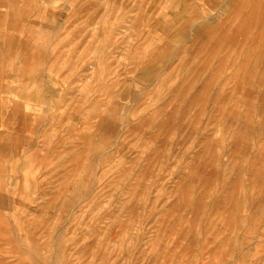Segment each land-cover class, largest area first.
<instances>
[{"label":"rangeland","instance_id":"obj_1","mask_svg":"<svg viewBox=\"0 0 264 264\" xmlns=\"http://www.w3.org/2000/svg\"><path fill=\"white\" fill-rule=\"evenodd\" d=\"M0 264H264V0H0Z\"/></svg>","mask_w":264,"mask_h":264},{"label":"bare ground","instance_id":"obj_2","mask_svg":"<svg viewBox=\"0 0 264 264\" xmlns=\"http://www.w3.org/2000/svg\"><path fill=\"white\" fill-rule=\"evenodd\" d=\"M229 1V0H228ZM226 2V1H225ZM225 4V3H224ZM199 6V5H198ZM220 10V9H219ZM238 27V26H237ZM39 64V63H38ZM2 75V74H1ZM22 110V109H21ZM36 119V118H35ZM232 197V196H231Z\"/></svg>","mask_w":264,"mask_h":264}]
</instances>
